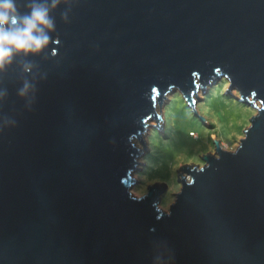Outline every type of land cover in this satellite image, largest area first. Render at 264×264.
Listing matches in <instances>:
<instances>
[{"label":"water","instance_id":"1","mask_svg":"<svg viewBox=\"0 0 264 264\" xmlns=\"http://www.w3.org/2000/svg\"><path fill=\"white\" fill-rule=\"evenodd\" d=\"M11 2L52 27L0 66V264H264V0ZM221 78L256 110L239 145L180 165L168 211L133 196L166 96Z\"/></svg>","mask_w":264,"mask_h":264},{"label":"rangeland","instance_id":"2","mask_svg":"<svg viewBox=\"0 0 264 264\" xmlns=\"http://www.w3.org/2000/svg\"><path fill=\"white\" fill-rule=\"evenodd\" d=\"M229 82L221 78L215 84L208 86L205 93L198 89L194 98V114L180 91L175 90L166 96L163 105L157 109L162 118V131L152 126L143 136L145 151L142 144L136 145L142 150L138 170L133 174L137 183L131 192L140 197L147 192V187L154 183L165 184V192L159 203V208L168 211L174 202L176 193L180 190L177 182V170L182 164H198L202 166V155H216L213 139L219 141L223 150L234 151L244 137L249 126V119L256 113L254 107L238 100L236 89L225 91ZM160 110V112H159Z\"/></svg>","mask_w":264,"mask_h":264},{"label":"clouds","instance_id":"3","mask_svg":"<svg viewBox=\"0 0 264 264\" xmlns=\"http://www.w3.org/2000/svg\"><path fill=\"white\" fill-rule=\"evenodd\" d=\"M13 12L11 0L0 2V66L11 56L13 50H40L49 39L40 26L52 27L47 10L43 7H34L31 16L23 18L22 26H18V17Z\"/></svg>","mask_w":264,"mask_h":264}]
</instances>
